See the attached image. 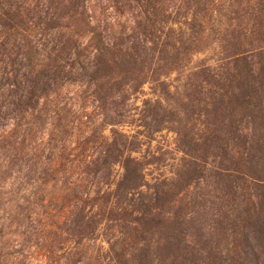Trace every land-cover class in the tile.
I'll use <instances>...</instances> for the list:
<instances>
[{
  "label": "trees",
  "instance_id": "1",
  "mask_svg": "<svg viewBox=\"0 0 264 264\" xmlns=\"http://www.w3.org/2000/svg\"><path fill=\"white\" fill-rule=\"evenodd\" d=\"M169 1L173 0H0V131L13 125L18 134L12 133L11 137L16 136L15 139L21 141L20 147L13 148L17 151L14 158L3 143L0 152V197L7 185L8 195L17 193L8 202H14L17 197L23 200L39 187L44 194L34 199V204L43 207L47 206L46 202L48 207L53 204L60 219L65 216L66 220H70L75 246L67 262L103 263V259L94 253V234L99 215L86 212L88 205L92 203L95 206L97 201H90V189L84 188L82 181L92 178L95 185L114 164L122 162V178L111 192L104 193L103 198L107 205H114L111 213L114 209L122 211L115 220L121 223L120 234L127 237L128 247H118L119 240L113 243L111 259L116 264H155L157 260H161L162 264L168 261H172L170 264H206L203 256L211 254L210 251L190 245V229L184 228L185 221H178L181 213L171 209L178 203L176 195L188 189L195 180L203 178L202 173L207 171L212 156L230 163L224 165L223 161L219 162L215 176L217 184L234 190L233 194H222L219 200H227L233 195L237 202L235 208L225 209L226 220L230 223L228 226L232 227L228 231L235 230L240 236L246 264L251 262V257L252 264H264L256 253V243H252L256 230L260 228L259 223L262 220L264 223V178L256 174L255 166L264 160V65H250L248 52L253 48L242 45L245 37L255 39L260 33L264 37V0H253V4L248 2L244 5L247 28L245 32L244 29L238 30L232 35L233 39L225 35L226 29L221 27L219 15L211 14L212 28H219L214 30L218 40H235L232 43L234 51L226 56V66L205 64L195 73L198 78L191 84L194 95L185 103L186 110H190L185 115L187 122L184 126L185 129L190 126L191 135L186 133L184 138L187 142L191 141L195 148L188 145V150L184 151L187 168L177 179L174 193L166 190L165 184L157 185L153 191L144 185L143 164L127 155V152L136 150V138L131 139L114 131L111 142L84 137L80 147H75L77 125L76 121L68 120L67 113L68 107L72 111L77 107L75 101L70 100L65 106L62 103L59 111H52L56 123H52L51 130L43 131L44 135L42 133L31 140L33 143L26 138L24 124L28 117L41 110L42 100L45 105L58 98L65 101L64 88L78 87L90 99L97 117L101 115L107 123L117 125L126 122V102L119 97L116 99L117 92L106 94L105 86L114 85L121 74H131L138 77L135 80L139 90L148 82L159 81L164 73L181 71L187 57L200 50L195 44L200 40L199 34L202 36L206 31L201 21H197L203 9L193 11L190 31L182 33L180 41L171 45L163 40L162 32L168 23L161 16L163 11L166 12L165 5ZM201 1H194V6ZM206 2V7L210 9L216 4L215 1ZM229 2L230 5L234 3L233 0ZM185 6L188 2H181L178 10L172 9L174 17H170L175 22L179 16L188 17L187 11L181 12ZM222 7L227 8L228 3ZM98 10L104 12L101 16L102 33L98 47L93 51L73 34L72 23L91 26L96 21ZM117 21L120 22L116 25ZM116 27L121 29L115 30ZM168 29L174 31L173 27ZM256 51V55H262L264 47ZM241 64L252 67L245 72ZM162 85L168 89L167 83ZM151 106L152 113L146 118L155 127L153 131H158L162 128L160 125L167 122L162 112L166 106L163 101ZM200 106L204 109L198 114L196 109ZM197 114L210 119L205 123L204 134L197 131L199 138L193 132V118ZM82 121L78 123L83 125ZM178 133L181 135V132ZM182 142L185 143L184 140ZM88 150L92 151V156L88 157ZM9 158H12L11 162ZM6 161L11 171H4L2 162ZM234 179H241L244 186L234 185ZM238 190L241 193L239 196ZM23 210L15 217L20 218ZM25 212L31 217L34 211L30 208ZM184 216L186 220L188 214ZM167 218L174 220L172 239L158 243L156 250L151 251L152 243L147 234L151 235ZM19 222L17 227L27 228L24 222ZM64 225L59 227L63 234L68 228L67 223ZM123 227L125 231L121 230ZM127 240L122 244L125 245ZM3 260L0 256V264Z\"/></svg>",
  "mask_w": 264,
  "mask_h": 264
},
{
  "label": "rangeland",
  "instance_id": "2",
  "mask_svg": "<svg viewBox=\"0 0 264 264\" xmlns=\"http://www.w3.org/2000/svg\"><path fill=\"white\" fill-rule=\"evenodd\" d=\"M194 1L199 2V0H173V3L169 1L165 5L167 7L166 12L163 11L161 15L164 21L168 23L162 32L163 40L172 45L180 41L179 37H181L182 33H188L190 31L188 29L190 26L189 23L193 19V11L200 10V8L203 9L201 17L198 16L197 21H201L206 31L203 32L202 36L199 34L198 38L200 40L195 44L199 45L198 49L200 50L191 54L190 57H187L185 60L186 64L181 71L172 70L164 73L159 81L148 82L139 90L136 89L135 80L138 77L131 74H121L117 77L114 85L108 84L104 87L106 94H111L112 92L115 94L117 92L119 95H116V99L118 100L119 97L120 100L126 102L124 110L126 122L113 125L107 123L101 115L97 117L98 114L95 115L92 110L93 106L90 104L91 101L88 96L86 95L85 97V94L81 93L78 87L70 86L69 88H64L62 91L65 95L64 97H67L65 101L58 98L50 102V104L45 105L44 100H42L40 109L42 110L44 107V110H40L32 117H28L26 124H24V129L27 130L26 138L29 139V143H33L31 140L36 139L43 131L53 128L52 123H56L52 118L53 110L57 112L62 106H65L66 102H70V100L75 101L77 107L74 108V113L71 107L67 108V113L69 114L68 120L76 121L77 125L74 136L78 141L75 138V147H80V143H82V138L84 137L93 138V140L98 138L97 140L99 141L109 140L111 142L114 131L123 133L131 139L136 138L135 140L138 143L136 150L134 152H127V155L130 154L143 164V173L145 176L144 185L146 184L153 191L157 185L165 184L167 187L166 190L174 193L177 189V179H179L183 171L186 172L185 169L187 168V162L185 161L186 154L184 151L188 150V145H193L191 141L187 142L184 138L186 133L189 136L191 135L189 131L190 126L187 129L184 126L185 122H187V116L185 115L189 113L187 110H190L189 108L186 110L185 103H188L187 98L194 95L191 84L198 78L195 73L199 67L205 64L224 66L227 64L225 63L226 56H229L234 51L232 43L235 40H218V35H215L214 30L216 31L219 28H212L213 19H211V14L213 12L215 16L219 15L221 27L226 29L225 35L232 37L240 29H244L245 32L247 20L243 16L245 11L244 5H247L248 2L249 4H253L254 2L253 0H233V5H230L229 0H209L212 2L215 1L214 3H216L210 9L209 6L208 8L206 7V0L198 3L199 6L197 4L194 6ZM181 2H188V6H185L188 10L185 8L181 12L187 11L189 14L187 18L179 16L175 22L170 15L172 16L171 12L173 8L178 10ZM224 3H228L227 8L222 7ZM191 4L192 8L189 9ZM96 12V21L91 26L72 23L73 34H75L81 43L88 46L90 50L93 49V51L98 47L97 45L100 41L99 35L102 33L101 23L103 22L101 16L104 13L100 10ZM118 22L120 21H117L115 24L117 25ZM168 27H173L174 31H169ZM118 29L120 30L121 28L116 27L115 30ZM262 35L263 33H260L256 35L255 39L251 38L249 40L245 37L242 40V45L246 44L249 46V49L250 47L253 48V51L248 52L250 54V56L248 55V61L251 62L250 65L252 66L255 63L256 67L258 65H264V53L262 55H256L258 52L256 50L264 47V37ZM258 36L261 37L259 38ZM250 43L253 45L251 46ZM164 62L163 60L162 63ZM241 67H243V71L245 72L250 68L246 65L245 67L244 65ZM153 68L155 69L156 65ZM163 82L167 83V90L162 85ZM157 101H163L164 106H166V110L162 112L167 122L160 125L162 127L160 130L153 131L155 127L153 128L152 124L150 125L146 117L152 113L153 108L151 105H154ZM62 103L64 104L61 106ZM80 106L82 109L79 108ZM69 108L71 113L69 112ZM203 109L204 106L198 107L196 113L199 111L202 113ZM198 114L193 118V132L196 138L200 137V135L199 137L197 136L198 132L201 133L203 131V134L205 133V123L210 121L208 117L204 115L198 116ZM88 116L91 117L89 118L90 120L87 119ZM81 119L83 120V125L78 123ZM87 122L89 123L87 124ZM14 129V126L10 125L5 130L0 131V152H2L4 143L11 151L12 158L17 154V151L15 149L13 151V148L20 147L21 142L15 139L16 136L11 137L12 133L16 132V135L18 134V131ZM178 132H181V135ZM47 134L48 132H46ZM183 140L185 143L182 142ZM193 147L195 148L194 145ZM87 155L88 157L92 156V151L88 150ZM12 158H9L10 162ZM256 159L259 158L257 157ZM221 161H223L224 165H230V163L228 164V162L222 160L221 157L217 160L211 156L207 171L202 173L201 177L203 178L195 180L188 189L176 195L178 203L173 205L172 209L171 207L167 209L181 213L178 221H185L184 228L190 229V233L192 234L190 245L202 247L210 251L211 254L207 256L205 254L203 256L206 264H231L233 262L235 264H246L242 255L243 242H241V238L235 230L233 232L228 231L232 227L228 226L230 223H228L229 220H226L227 217L225 216L228 207L232 209L236 207L237 202L234 199L235 196L231 195L227 200H219L222 194H228L229 192L233 194L234 191L229 186L225 185L224 187L221 184H217L215 176L217 174L218 163ZM262 162L264 163V160ZM262 162H257L255 166L257 170L256 174L264 178V170L262 169L264 168V164ZM2 163L5 167L4 171H11V167L7 161ZM123 174V163L118 162L113 165L108 174L105 173L102 179L97 180L94 183L95 185H93L92 178L88 181H82L84 188L90 189L88 190V194L91 195L90 201H97L95 206L92 203L89 204L86 212H91L92 214L97 213L99 215L97 219L98 226L94 234V253L103 259L102 264H116L111 259L113 255L110 254L111 246L116 241L119 240L118 247H128L127 237L120 234L121 223L115 220L122 211L114 209L112 211L113 213H111L110 210L114 205H107L103 198L104 193L111 192L115 188L116 182L122 178ZM233 184H241V186H244L241 179H234ZM42 194L44 192L38 187L32 190V194L23 200H18L17 197L14 202H8V199L17 196V193L8 195V185L2 189V196L0 197V256L4 259L3 264H73L70 261L67 262V257L75 246L71 224L69 223L70 220H66L65 216L60 219L57 216V209L53 204L49 207L48 202H46V207H43L41 204H34V199L40 198ZM239 195H241L240 190L237 193V196ZM53 203L55 204V201ZM30 208L34 211L31 217L25 212V210L27 211ZM21 209L27 216L24 217V214H22V216L19 215L20 218L15 217V214H19ZM182 213L184 215L185 213L188 214L186 220ZM168 220L170 219H163V225L161 227H157L151 235L147 234V237H149L152 243L151 251L156 250L158 243L172 239L173 229L171 228L174 226V220ZM19 221L21 223L24 222L23 225H26L27 228L17 227ZM262 221L259 223L260 228L258 227L256 230L255 240H252V243H256V253L261 260H264V223ZM65 223H67L68 228L63 234L62 229H59V227H64ZM121 230L125 231L124 227ZM130 230L129 228L127 229L128 232ZM125 240H127L126 244L123 245L122 242ZM61 245L62 247L59 249ZM241 257L242 259H240ZM232 258H234V261ZM170 262L172 261H168L167 264H170ZM162 263L161 260L155 262V264ZM174 264L178 263L175 262ZM247 264H252V257L251 262L249 261Z\"/></svg>",
  "mask_w": 264,
  "mask_h": 264
}]
</instances>
